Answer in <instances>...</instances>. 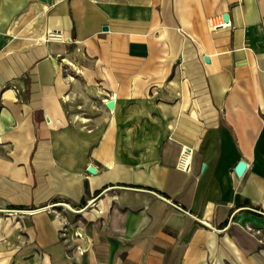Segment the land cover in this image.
<instances>
[{
	"label": "crops",
	"instance_id": "0c3cea01",
	"mask_svg": "<svg viewBox=\"0 0 264 264\" xmlns=\"http://www.w3.org/2000/svg\"><path fill=\"white\" fill-rule=\"evenodd\" d=\"M0 264H264V0H0Z\"/></svg>",
	"mask_w": 264,
	"mask_h": 264
},
{
	"label": "built area",
	"instance_id": "2783aa9c",
	"mask_svg": "<svg viewBox=\"0 0 264 264\" xmlns=\"http://www.w3.org/2000/svg\"><path fill=\"white\" fill-rule=\"evenodd\" d=\"M226 23L225 22H221V23H218V24H213L211 23L210 27L211 29H216V28H219V27H222V26H225ZM48 38L49 39H56V40H60L61 39V36L59 34H52L50 33L48 35ZM189 158H190V149L189 148H183L180 152V155H179V159H178V162H177V168L180 169L181 171L183 172H188L189 171ZM89 206H93V200L89 201V203L87 204ZM58 207H63L65 209H68L69 211L77 214L79 213L80 211H82L84 208H74L72 207L69 203H66L64 201H57L55 203H52V204H49V205H46V206H43V207H39V208H35V209H28V210H8L7 211V214L8 215H15V214H18V215H22V214H33V213H36V212H55V210L58 208Z\"/></svg>",
	"mask_w": 264,
	"mask_h": 264
},
{
	"label": "rangeland",
	"instance_id": "374dc122",
	"mask_svg": "<svg viewBox=\"0 0 264 264\" xmlns=\"http://www.w3.org/2000/svg\"><path fill=\"white\" fill-rule=\"evenodd\" d=\"M57 202V201H56ZM62 202V201H61ZM48 213V212H47ZM51 214H53L55 217H60V220L62 219L63 221H61V226H60V230H59V236L60 238H65V236H67V228L69 226H71L68 230V236H72L73 233L75 232L74 230H76V232H78L77 228V222L80 221V217L78 214H75L71 211H69L68 209H65L63 207H58L55 212H50ZM2 216V215H1ZM3 217V216H2ZM67 218V220H66ZM70 220H69V219ZM76 224V225H75ZM244 229L246 231H248L249 233H252L254 235H258L260 234L259 231L253 227H251L250 225H245ZM78 237V236H77ZM61 239V240H62Z\"/></svg>",
	"mask_w": 264,
	"mask_h": 264
},
{
	"label": "water",
	"instance_id": "95a60500",
	"mask_svg": "<svg viewBox=\"0 0 264 264\" xmlns=\"http://www.w3.org/2000/svg\"><path fill=\"white\" fill-rule=\"evenodd\" d=\"M223 20H224V22H227V21H228V16H227V14H224V15H223ZM103 30H106V27H103ZM205 61H208L207 58H205ZM113 104H114V101H113V100H109L108 102H106V107H107L108 109H112V108H113ZM245 169H246V163H245L244 161L240 160V161L236 164V166H235V168H234V173H235V175H236L237 177H241L242 174L244 173ZM87 171H88V173H90V174H95V173H96L95 169H94L92 166H89V167L87 168Z\"/></svg>",
	"mask_w": 264,
	"mask_h": 264
}]
</instances>
